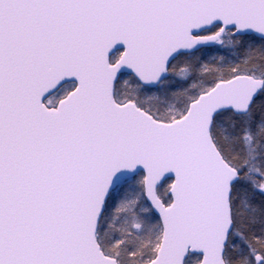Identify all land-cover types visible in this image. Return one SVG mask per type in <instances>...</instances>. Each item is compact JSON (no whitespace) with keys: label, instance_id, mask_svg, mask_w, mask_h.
Listing matches in <instances>:
<instances>
[{"label":"snow or ice","instance_id":"6c2138e0","mask_svg":"<svg viewBox=\"0 0 264 264\" xmlns=\"http://www.w3.org/2000/svg\"><path fill=\"white\" fill-rule=\"evenodd\" d=\"M0 264H264V0H0Z\"/></svg>","mask_w":264,"mask_h":264}]
</instances>
